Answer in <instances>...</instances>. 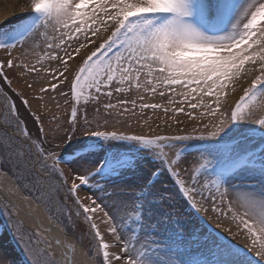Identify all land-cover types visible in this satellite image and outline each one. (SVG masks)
Segmentation results:
<instances>
[{
  "label": "snow or ice",
  "instance_id": "6c2138e0",
  "mask_svg": "<svg viewBox=\"0 0 264 264\" xmlns=\"http://www.w3.org/2000/svg\"><path fill=\"white\" fill-rule=\"evenodd\" d=\"M22 11L0 25V264H264V0Z\"/></svg>",
  "mask_w": 264,
  "mask_h": 264
},
{
  "label": "bare ground",
  "instance_id": "6f19581e",
  "mask_svg": "<svg viewBox=\"0 0 264 264\" xmlns=\"http://www.w3.org/2000/svg\"><path fill=\"white\" fill-rule=\"evenodd\" d=\"M25 6V0H0V25H4V23L9 25L14 22H19V18L26 15V12L22 11ZM28 59H34V57L29 56ZM37 103V101H32L33 106ZM0 111H2V109H0ZM26 223L30 224L31 222L27 221ZM9 242L10 239L5 237L2 241H0V245L6 247L5 245L8 244L9 247L12 248Z\"/></svg>",
  "mask_w": 264,
  "mask_h": 264
},
{
  "label": "rangeland",
  "instance_id": "374dc122",
  "mask_svg": "<svg viewBox=\"0 0 264 264\" xmlns=\"http://www.w3.org/2000/svg\"><path fill=\"white\" fill-rule=\"evenodd\" d=\"M26 1V4L28 3V0H25ZM16 23H18V22H14V23H12V24H9V25H6L5 23H4V25H2L4 28H6V29H11V27L14 25V24H16ZM18 90H20V89H18ZM17 103H19V101L17 100ZM3 217H4V222L2 221V219L0 218V225H3L2 223H5L6 225H7V227H8V220H7V218H6V216L3 214ZM5 225V226H6ZM4 227V226H3ZM4 229H5V227H4ZM5 236L6 237H10L11 238V236H10V234H9V232L7 231V228L5 229V235H3L1 238H0V241H2L4 238H5ZM5 243V242H4ZM13 243V242H12ZM6 247H9V245L8 244H6L5 245ZM13 250H15V252H17L18 254H19V252H18V248L17 247H15V244H14V249Z\"/></svg>",
  "mask_w": 264,
  "mask_h": 264
}]
</instances>
